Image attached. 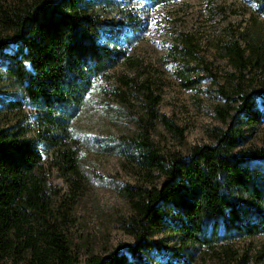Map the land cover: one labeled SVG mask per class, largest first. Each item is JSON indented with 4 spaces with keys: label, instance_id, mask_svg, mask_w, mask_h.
I'll list each match as a JSON object with an SVG mask.
<instances>
[{
    "label": "trees",
    "instance_id": "obj_1",
    "mask_svg": "<svg viewBox=\"0 0 264 264\" xmlns=\"http://www.w3.org/2000/svg\"><path fill=\"white\" fill-rule=\"evenodd\" d=\"M253 1L264 11V0ZM92 5L93 0H20L0 8V62L21 97L35 108L37 128L28 137L24 128L0 126V264H143L153 247L147 237L155 230L177 235L183 245L206 246L264 232V146L240 148L264 114L257 105L259 92L241 83L249 67L264 69V48L253 39L246 47L232 39L218 53L234 68L230 75L240 80L231 91L217 88L225 104L214 109L222 127L212 130V143L192 145L186 157L161 151L150 136L152 121L179 138L182 129L156 111L158 96L146 94L145 118L137 121L136 132L115 142L123 165L142 177L120 187L129 209L121 227L134 242L105 256L89 251L79 257L64 231L69 207L62 206L49 170L56 168L72 182L73 175L79 176V144L71 121L94 80L124 54L104 31L109 29L105 23L90 12ZM179 41L174 48L185 66L179 76L193 88L210 70L191 35L181 34ZM198 70L204 73L192 75ZM0 106L13 109L22 103L0 97ZM225 256L229 259L222 264H247L238 255ZM260 260L254 264H264V255Z\"/></svg>",
    "mask_w": 264,
    "mask_h": 264
},
{
    "label": "rangeland",
    "instance_id": "obj_2",
    "mask_svg": "<svg viewBox=\"0 0 264 264\" xmlns=\"http://www.w3.org/2000/svg\"><path fill=\"white\" fill-rule=\"evenodd\" d=\"M18 1L0 0V8L12 7ZM90 12L105 23L109 29L104 31L111 33L107 35L116 39L124 54L104 76L94 80L71 121L72 135L79 144V176L73 175L72 182L56 168L49 170V181L58 189L62 206L69 207L70 220L64 231L81 259L89 251L105 256L134 242L121 227L129 209L120 187L142 177L136 178L123 165L115 142L136 132L137 121L145 118L146 94L159 97L156 111L168 115L183 134L179 138L153 120L149 128L152 141L161 151L186 157L192 145L212 143V130L222 127L214 109L225 103L217 88L223 85L231 91L240 80L238 75H230L234 68L219 56L220 45L236 39L246 47V41L253 39L264 48V11L253 0H172L155 5L144 0H93ZM2 30L0 25V36H4ZM184 33L193 37L198 56L210 70L193 88L182 84L179 74L185 66L174 48ZM202 73L198 70L192 75ZM243 74V87L253 86L259 92L257 105L264 113L260 101L264 97V69L249 67ZM0 97L17 98L22 103L13 109L0 106V126L24 128L26 136L34 137L35 108L21 97L1 62ZM247 136L240 148L264 146V114ZM39 149L42 151L41 145ZM42 158L49 164L44 151ZM147 240L153 247L143 257V264H222L229 259L226 253L254 264L264 255V232L238 235L210 246L183 245L169 231H152ZM1 264L11 263L5 260Z\"/></svg>",
    "mask_w": 264,
    "mask_h": 264
}]
</instances>
